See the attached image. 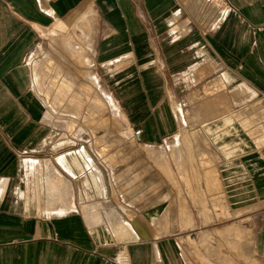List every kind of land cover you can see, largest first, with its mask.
<instances>
[{
    "label": "crops",
    "instance_id": "obj_1",
    "mask_svg": "<svg viewBox=\"0 0 264 264\" xmlns=\"http://www.w3.org/2000/svg\"><path fill=\"white\" fill-rule=\"evenodd\" d=\"M229 1L244 20L223 12L209 26L193 19L203 1L0 0V264H210L208 256L211 264H242L219 247L194 245L193 233L181 230L189 211L188 197L177 191L189 187L184 181H170L175 190L154 205L146 226L144 211L130 219L109 193L95 151L54 152L51 145L61 138L51 137L54 127L26 63L39 31L53 23H91L94 65L112 77L138 143L157 145L175 134L172 99L209 82L219 89L231 80L245 98L243 110L222 115L225 123L235 117L246 129L260 128L264 28H255L264 25V0ZM256 102L259 118L249 116ZM241 143L221 146L238 155L229 165L238 178L224 179L222 188L236 199L235 216L252 228L254 259L247 264H264V146L242 151Z\"/></svg>",
    "mask_w": 264,
    "mask_h": 264
},
{
    "label": "rangeland",
    "instance_id": "obj_2",
    "mask_svg": "<svg viewBox=\"0 0 264 264\" xmlns=\"http://www.w3.org/2000/svg\"><path fill=\"white\" fill-rule=\"evenodd\" d=\"M192 1L202 5L200 0ZM206 6L193 11V19L211 26L222 13ZM236 15L244 20L240 10ZM260 28L264 25L255 29ZM93 29L91 23H53L39 31L37 44L26 57L33 93L44 104L45 115L54 127L51 137L61 138L51 145L53 151L84 147L95 151L97 160L103 163L101 167L96 161L109 193L130 219L144 211L146 226L152 224L154 205L164 200L170 190H175L169 188L170 181H184L189 187L177 191L188 197L189 211L183 214L181 230L193 233L194 245L207 249L219 247L222 256L230 262L235 258L242 264L246 260L247 264L254 259L248 249L252 244V228L247 229L248 220L235 216L236 199L222 188L224 179L238 178V171L229 166L230 159L238 155L228 156L221 146L227 143L233 148L242 142V151L261 150L264 123L260 128L247 129L235 117L225 123L222 115L243 110L239 104L245 98L240 100V93L235 92L237 85L231 80L219 89L209 82L187 91L178 100L172 99L178 120L175 134L157 145L138 143L112 77L94 65L90 51V43L95 40ZM67 41L74 42L76 47L69 50L65 47ZM259 100L263 97L258 95L256 101ZM258 102L250 117H262ZM178 146L180 150L176 154ZM249 222L253 224L252 220ZM206 228L212 230L208 232ZM216 228L221 230L217 232ZM203 258L211 264V256ZM257 264H260L258 260Z\"/></svg>",
    "mask_w": 264,
    "mask_h": 264
},
{
    "label": "built area",
    "instance_id": "obj_3",
    "mask_svg": "<svg viewBox=\"0 0 264 264\" xmlns=\"http://www.w3.org/2000/svg\"><path fill=\"white\" fill-rule=\"evenodd\" d=\"M207 6L221 11V13L233 12L239 14V10L229 0H202Z\"/></svg>",
    "mask_w": 264,
    "mask_h": 264
},
{
    "label": "bare ground",
    "instance_id": "obj_4",
    "mask_svg": "<svg viewBox=\"0 0 264 264\" xmlns=\"http://www.w3.org/2000/svg\"><path fill=\"white\" fill-rule=\"evenodd\" d=\"M72 40V39H71ZM66 46L65 47H67L69 50H71V49H74L76 46L74 45V42H72V41H67L66 43ZM67 49V50H68ZM73 51V50H72ZM71 51V52H72ZM74 52V51H73ZM65 85V84H64ZM180 150V147L178 146V148H177V150L176 151H174L176 154H177V152ZM181 159V158H180ZM179 159V160H180Z\"/></svg>",
    "mask_w": 264,
    "mask_h": 264
}]
</instances>
